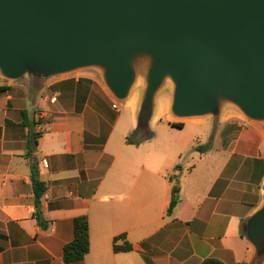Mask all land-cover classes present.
<instances>
[{"label":"crops","instance_id":"crops-1","mask_svg":"<svg viewBox=\"0 0 264 264\" xmlns=\"http://www.w3.org/2000/svg\"><path fill=\"white\" fill-rule=\"evenodd\" d=\"M2 85L9 86L0 76ZM86 91L78 99L74 92L70 106L78 109L69 116L57 90V115L49 121L32 118L28 108L9 104V92L0 93V264H65L63 246L73 238V218L81 215L87 217L89 250L70 264H201L207 258L253 264L242 224L264 200V122L232 105L223 106L217 126L207 115L175 117L172 88L165 86L147 125L153 136L128 144L140 98H126L127 115L120 110L111 118L95 101L90 105L92 88L88 97ZM230 106L246 122L225 143L223 127L238 118L225 110ZM21 110L40 133L29 158ZM30 162L46 186L40 198L44 227L33 217ZM175 182L179 201L168 215ZM120 234L131 251H113Z\"/></svg>","mask_w":264,"mask_h":264},{"label":"water","instance_id":"water-1","mask_svg":"<svg viewBox=\"0 0 264 264\" xmlns=\"http://www.w3.org/2000/svg\"><path fill=\"white\" fill-rule=\"evenodd\" d=\"M88 67L119 101L143 78L137 125L167 84L175 117L217 118L232 105L264 122V0H0L1 77ZM242 229L259 264L264 200Z\"/></svg>","mask_w":264,"mask_h":264},{"label":"rangeland","instance_id":"rangeland-1","mask_svg":"<svg viewBox=\"0 0 264 264\" xmlns=\"http://www.w3.org/2000/svg\"><path fill=\"white\" fill-rule=\"evenodd\" d=\"M76 78L85 79V81H83L82 83L74 86L75 91H77L76 94L77 99L79 96L83 97V91L85 89L88 90L86 91L85 94L86 97H88V92L92 88V91L89 95L90 105H92V102L95 101L96 103H98L97 105L104 110L106 116L111 118L119 114L120 110H121L120 114L122 117L127 115L129 109L127 108V105H124L125 101L124 100L119 101L117 99H114L110 95V92L108 91V89L104 84L101 71L93 67L77 69L73 72L53 76L49 79L38 78L29 74H25L15 80H9L3 78V82L9 85L10 89L7 92H9V95H11V99L9 100V104L11 103V106L12 103H14L15 105H17L16 107L18 109L26 107L29 109L32 118L34 119L43 118L44 121L47 120L49 121L52 120V118L57 115L56 114L57 112H54L56 110V109L54 110V108L58 104L53 98L54 93L57 91V89L54 88V85L57 82L63 80H68V79L75 80ZM166 86H169V84H167ZM143 91H144V81L143 78L141 77V79H138L134 84V86L132 87L127 99H129L131 96L138 97V99L139 98L141 99V94L143 95ZM96 92L99 93L96 94ZM72 96L74 95L72 94ZM81 99L82 98H79V101H81ZM69 101H70L69 97L66 96L65 105H69L70 103L73 102V100L71 102ZM115 103L119 107V110L113 108V104ZM11 106L9 107L11 108ZM49 109L52 111L50 112ZM68 109H67L68 111H66L67 114L69 116L70 115L72 116L73 114L77 113L78 108L77 107L73 108L72 106H70ZM225 110L228 112L229 111L234 112V114H236V116L238 117L237 119H235L236 121H231L233 122L232 125H228L230 123L226 124L228 125V128H230V135H232L236 129L235 128L236 126L240 127L241 130L242 126L239 125V122H241V124L243 125L246 122V119H244V117L238 113L237 109L231 106L225 108ZM40 111H42L43 113L41 114ZM216 122H217L216 118H214L213 119L214 126H217ZM191 126L192 125L190 124L187 125L188 128H190ZM225 126L223 127V129L226 128ZM39 131L44 132L45 131L44 126H42ZM214 132L215 130H213V133Z\"/></svg>","mask_w":264,"mask_h":264},{"label":"trees","instance_id":"trees-1","mask_svg":"<svg viewBox=\"0 0 264 264\" xmlns=\"http://www.w3.org/2000/svg\"><path fill=\"white\" fill-rule=\"evenodd\" d=\"M83 81H85V79L82 78L75 80L74 79L63 80L57 82L54 85V88L59 90L61 92V95H63L65 98L66 96L69 97L70 99L69 102H71L73 100L72 94L74 95V91H75L74 86L82 83ZM8 90H9V86L6 85L0 86V93ZM70 104L65 105L63 103L65 107H69ZM21 116H22V125L28 127L27 151L25 156L29 158L34 151L35 145L37 143V139L40 137V133L33 131L32 123L29 121L28 113L26 110H21ZM9 122L10 121L6 119V123ZM228 123H230L228 125H232L233 122H228ZM171 125L176 128L183 127V123L181 122H174ZM228 125H226L225 126L226 128L223 129L222 131L225 143H230L229 141L234 139L238 135L240 130V127L236 126L235 131L233 132L232 135H230V128H228ZM152 136H153V132L148 128V126L137 125L135 130L130 135L126 136L125 141L128 144H139L142 141L150 139ZM100 140H103V138H100ZM29 167H30V178L32 182V189L34 194V206H35L33 217L36 219L37 223L41 227H44L45 222L43 221L41 215L42 213L40 208V198L45 192L46 186L45 183L39 179L37 164L30 162ZM175 168L180 169V166L177 165ZM178 201H179L178 186L175 182L172 188V197L167 208L168 215L172 213ZM72 226H73V238L70 242H68L63 246V250H62L63 251L62 259L65 264L81 261L84 255L89 250L87 217L85 215L74 217L72 220ZM241 235L243 234L241 233ZM120 239H122V243L118 244L117 241ZM112 249L114 252H128L133 249V246L129 241L126 240L125 234H120L113 238ZM201 264H226V263L215 258H207L202 260ZM253 264L256 263L254 262Z\"/></svg>","mask_w":264,"mask_h":264},{"label":"built area","instance_id":"built-area-1","mask_svg":"<svg viewBox=\"0 0 264 264\" xmlns=\"http://www.w3.org/2000/svg\"><path fill=\"white\" fill-rule=\"evenodd\" d=\"M113 108H115L116 110H119V107L117 106V104H113Z\"/></svg>","mask_w":264,"mask_h":264}]
</instances>
